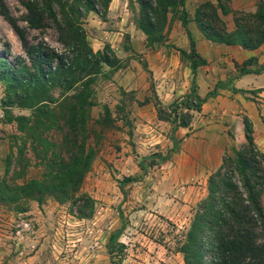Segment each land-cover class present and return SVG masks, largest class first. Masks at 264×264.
<instances>
[{
	"label": "trees",
	"instance_id": "1",
	"mask_svg": "<svg viewBox=\"0 0 264 264\" xmlns=\"http://www.w3.org/2000/svg\"><path fill=\"white\" fill-rule=\"evenodd\" d=\"M183 1L138 0L135 23L144 32L147 42L165 39L162 29L166 26L168 11L171 15L179 11L182 23L185 22ZM225 2L216 0L214 5L204 1L195 7L194 19L202 34L213 41L239 43L249 48L258 46L264 37V2L258 3L254 12H234L236 27L231 32L226 31L217 13V8L227 11ZM107 3L108 0H22L28 26L53 25L63 46V50L57 52L28 45L24 28L0 0V13L18 36L28 62L17 55L11 59L0 56V80L5 81L6 89L15 98L13 101L8 95L4 102L31 110L29 114L12 118L21 134L11 137L19 140L16 153L20 159L27 146L45 166L39 177H30L18 184L0 180V200L14 201L21 196H31L39 202L43 194L59 196V193L71 192L89 168L94 153L87 140L91 131L89 107L93 104L90 85L102 64L113 69L120 62L107 43L101 49L91 48L83 22L88 10L103 19ZM190 45L188 57L194 68L204 60L196 57L192 40ZM249 61L244 60L228 78L249 71L245 67ZM224 84L217 80L208 93H214ZM55 87L59 89L57 95L51 93ZM192 92L193 89L180 100L186 110L187 107L198 108V99ZM169 106L173 109L167 116L173 125H185L189 112L178 116L174 110L177 103L171 102ZM242 121L244 142L240 147H231V153L225 154L217 168L207 175L206 193L181 233L177 248L184 264H264V203H260L264 189V153L253 142L248 118L243 117ZM5 161L4 176L11 162L10 155L5 156ZM137 179L128 175L121 181ZM113 238L114 234L110 240Z\"/></svg>",
	"mask_w": 264,
	"mask_h": 264
},
{
	"label": "rangeland",
	"instance_id": "2",
	"mask_svg": "<svg viewBox=\"0 0 264 264\" xmlns=\"http://www.w3.org/2000/svg\"><path fill=\"white\" fill-rule=\"evenodd\" d=\"M3 1L24 28L28 45L63 50L51 23L30 27L24 19L22 0ZM83 27L86 30L85 18ZM128 46L125 38L122 48ZM25 54L18 36L0 13V56L11 59L17 55L28 63ZM113 69L102 64L90 85L93 104L89 107L91 131L87 140L94 153L77 187L59 196L43 194L39 202L31 196L0 200V264H184L177 246L199 199L158 196L164 189L156 186L155 171L162 169L167 148L155 150L138 140L132 115L137 103L132 101L131 90L109 83ZM58 91L55 87L51 93L57 95ZM8 95L15 101L5 81L0 80V135L7 136L6 155L11 161L5 176V158L2 161L0 180L18 184L39 177L45 166L27 146L23 158L18 157L19 140L11 135L21 133L12 118L31 110L6 104ZM172 109L157 105L158 118L168 119ZM174 110L178 116L188 112L183 106ZM227 153H231L230 148L221 158ZM128 175L138 179L122 182ZM143 175L149 179L144 180ZM260 203H264V189Z\"/></svg>",
	"mask_w": 264,
	"mask_h": 264
},
{
	"label": "crops",
	"instance_id": "3",
	"mask_svg": "<svg viewBox=\"0 0 264 264\" xmlns=\"http://www.w3.org/2000/svg\"><path fill=\"white\" fill-rule=\"evenodd\" d=\"M204 1L216 4V0L183 1L184 23L179 11L172 15L168 11L161 42H147L136 25L138 0H108L103 19L92 10L85 17L88 44L97 50L107 43L120 61L110 71L109 83L131 90L137 103L132 115L138 140L155 150L167 148L162 169L155 171L154 178L156 186L164 189L158 195L162 198L194 201L204 196L206 177L220 164L222 153L245 140L243 117L250 121L253 142L264 153V37L253 48L206 38L194 19L195 7ZM260 2L264 0H226V12L217 8L226 31L236 27L234 12H254ZM125 38L129 46L122 48ZM190 40L196 57L204 60L194 68L188 57ZM246 59H250L245 64L249 71L228 78ZM217 80L224 81V86L209 94ZM192 89L198 108L187 107L185 125L158 118L157 105L176 102L181 108L180 100ZM7 151L8 139L2 133L0 173ZM143 177L149 179V175Z\"/></svg>",
	"mask_w": 264,
	"mask_h": 264
}]
</instances>
